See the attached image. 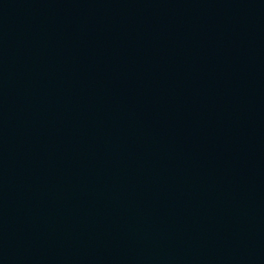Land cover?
<instances>
[{
	"label": "water",
	"instance_id": "water-1",
	"mask_svg": "<svg viewBox=\"0 0 264 264\" xmlns=\"http://www.w3.org/2000/svg\"><path fill=\"white\" fill-rule=\"evenodd\" d=\"M0 264H264V0H0Z\"/></svg>",
	"mask_w": 264,
	"mask_h": 264
}]
</instances>
